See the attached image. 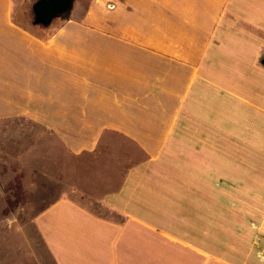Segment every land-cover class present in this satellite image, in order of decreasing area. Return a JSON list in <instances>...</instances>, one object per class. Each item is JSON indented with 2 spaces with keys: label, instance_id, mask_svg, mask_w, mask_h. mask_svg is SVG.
I'll return each instance as SVG.
<instances>
[{
  "label": "crops",
  "instance_id": "1",
  "mask_svg": "<svg viewBox=\"0 0 264 264\" xmlns=\"http://www.w3.org/2000/svg\"><path fill=\"white\" fill-rule=\"evenodd\" d=\"M246 1L247 31L259 36L264 0ZM15 3L0 0V133L56 137L72 173L121 138L134 149L117 186L98 195L122 220L69 195L40 211L55 264H264V191L207 189L231 182L222 168L239 157L264 167V95L245 96L213 64L245 49L241 0H91L54 29L29 28ZM184 122L210 140L176 145L185 153L175 161L166 154ZM208 163L221 174L208 179Z\"/></svg>",
  "mask_w": 264,
  "mask_h": 264
},
{
  "label": "rangeland",
  "instance_id": "2",
  "mask_svg": "<svg viewBox=\"0 0 264 264\" xmlns=\"http://www.w3.org/2000/svg\"><path fill=\"white\" fill-rule=\"evenodd\" d=\"M35 1L37 0H16L15 14L31 29L44 28L34 24ZM90 1L75 0L73 8L68 12L69 16H82ZM242 4H247V1L241 0L240 6L234 11L238 14L236 23L242 24V27H239L242 33L240 41L245 43L243 52L235 55L241 61L232 63L231 58L225 56L223 58L226 60L223 61L216 54L213 66L217 77L226 78L232 87L240 88L245 96L251 97L260 93L264 95V68L255 64L260 57L259 54L262 51L264 53V32H256L259 37L247 31L248 16L245 14L246 6ZM62 20L63 16L56 17L45 28L54 29ZM259 64L261 65V61ZM225 122L230 125L228 121ZM186 125V122L183 125L179 123L175 137V152L181 149L176 145L183 142L195 145L194 142L204 143L207 139H201L199 134L186 131L189 129ZM8 129L4 126L0 133V264H55L37 229L36 217L47 205L62 195L71 196L100 216L122 220L123 216L101 203L98 195L113 190L123 176L126 164L131 163L129 160L132 159L131 153L134 149L130 148L126 140L122 138L117 140L119 149L112 148L111 151L101 154L97 165L92 157L83 156L78 160L77 168L73 169L72 173L70 172L72 167L67 166L70 160L58 147L56 137L49 134L41 136L43 141L39 142L38 134L29 132L9 134ZM209 160L215 162L213 156H208ZM212 167L207 165L206 170L213 169ZM248 170L240 172L245 173ZM252 170L255 173L252 180L223 181L217 186L213 181H208V190L222 189L230 192L251 188L253 192L263 193L264 167L256 166ZM72 184L77 187L73 188ZM243 200L246 201L245 198ZM252 201L255 205H262L260 198H254Z\"/></svg>",
  "mask_w": 264,
  "mask_h": 264
},
{
  "label": "water",
  "instance_id": "3",
  "mask_svg": "<svg viewBox=\"0 0 264 264\" xmlns=\"http://www.w3.org/2000/svg\"><path fill=\"white\" fill-rule=\"evenodd\" d=\"M75 0H37L33 5L34 22L49 25L54 18L62 16L73 8ZM264 64V58L262 59Z\"/></svg>",
  "mask_w": 264,
  "mask_h": 264
},
{
  "label": "trees",
  "instance_id": "4",
  "mask_svg": "<svg viewBox=\"0 0 264 264\" xmlns=\"http://www.w3.org/2000/svg\"><path fill=\"white\" fill-rule=\"evenodd\" d=\"M63 16V20H66V19H68L69 18V14L68 13H66V14H64V15H62ZM55 19V18H54ZM53 19V20H54ZM53 22V21H52ZM51 22V23H52ZM50 23V24H51ZM34 24H36L35 22H34ZM49 24V25H50ZM36 25H38V24H36ZM39 25H41L42 27H46V26H48V25H45V24H39ZM169 151H170V149H169ZM169 151H167V154L166 155H170L172 158H174V160L175 161H177L178 159H179V157H182L183 155H184V151L183 150H181V149H179V151L178 152H171L170 151V153H169ZM239 153H244V151H239ZM245 157H239V162H240V165L239 166H228V167H223L222 168V175H223V177L224 178H227V179H229V180H231V182H238L239 180H241V181H247V179H246V174H248V173H251L252 172V168L250 167H248V166H245L244 164H243V161H245ZM208 165H209V167H211V166H213L212 168L213 169H210V170H205V172H206V174H207V176H208V179H211V176H214V175H219V174H221V169H220V167H216L215 165H213V164H209L208 163ZM256 167V166H255ZM191 169H192V172H194L193 171V166H191L190 167ZM216 168V169H215ZM226 168H227V171H226ZM231 169H232V172H235L236 174H237V172H238V175L237 176H234V173L231 175ZM245 169H249L248 171H246L245 173L244 172H240V171H244ZM212 170V171H211ZM240 175H244L243 177H240ZM213 179V178H212ZM232 180H234V181H232ZM213 182H215V181H213ZM207 189H208V186H207ZM248 189V188H247ZM249 191H252L253 189H251V188H249L248 189Z\"/></svg>",
  "mask_w": 264,
  "mask_h": 264
}]
</instances>
